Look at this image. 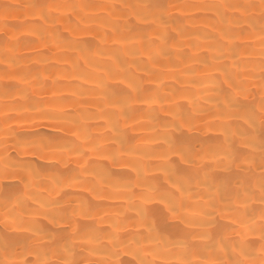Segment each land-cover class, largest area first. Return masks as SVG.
I'll return each mask as SVG.
<instances>
[{"label": "bare ground", "instance_id": "bare-ground-1", "mask_svg": "<svg viewBox=\"0 0 264 264\" xmlns=\"http://www.w3.org/2000/svg\"><path fill=\"white\" fill-rule=\"evenodd\" d=\"M0 264H264V0H0Z\"/></svg>", "mask_w": 264, "mask_h": 264}]
</instances>
